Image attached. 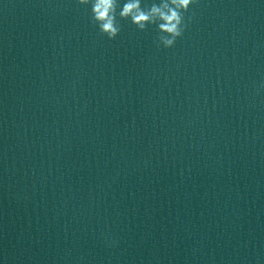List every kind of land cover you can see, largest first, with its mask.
I'll return each mask as SVG.
<instances>
[{
    "label": "water",
    "instance_id": "water-1",
    "mask_svg": "<svg viewBox=\"0 0 264 264\" xmlns=\"http://www.w3.org/2000/svg\"><path fill=\"white\" fill-rule=\"evenodd\" d=\"M186 15L0 0V264H264V0Z\"/></svg>",
    "mask_w": 264,
    "mask_h": 264
},
{
    "label": "clouds",
    "instance_id": "clouds-1",
    "mask_svg": "<svg viewBox=\"0 0 264 264\" xmlns=\"http://www.w3.org/2000/svg\"><path fill=\"white\" fill-rule=\"evenodd\" d=\"M198 3L199 0H151L150 3L145 0H79L80 5L90 7L93 20L109 40H116L120 35L119 18L130 21L141 32L149 25L156 26L165 49L174 48L183 37L187 29L186 14Z\"/></svg>",
    "mask_w": 264,
    "mask_h": 264
}]
</instances>
